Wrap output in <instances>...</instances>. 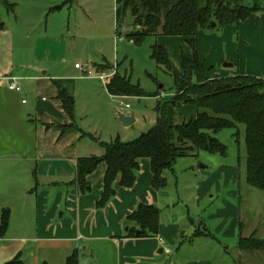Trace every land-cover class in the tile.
I'll list each match as a JSON object with an SVG mask.
<instances>
[{
  "label": "crops",
  "instance_id": "crops-1",
  "mask_svg": "<svg viewBox=\"0 0 264 264\" xmlns=\"http://www.w3.org/2000/svg\"><path fill=\"white\" fill-rule=\"evenodd\" d=\"M206 32H200L196 38V53L190 49L184 56L193 60L196 54L208 78L252 76L264 80V14L252 15L240 27L228 26L219 33ZM236 36L238 42L234 44ZM175 38L169 40L176 41L178 46L190 41L184 37ZM171 42L159 46L168 49L172 68L182 78L184 56L173 49ZM13 52L14 38L8 31L0 30V200L4 201L0 204V218L2 211L10 212L8 232L0 239V264H8L19 255L22 264H66L67 258L76 250L81 264H264V252L239 249L238 211L226 203L225 209L218 210L213 216L219 221L216 235L206 227L200 228L179 243V227L173 223L162 224L160 217L159 236L129 238L133 226L127 219L140 205H154L160 210L161 205H175L173 200L165 203L162 193L153 189L150 161H139L141 169L132 189L122 188L119 178L115 184L116 196L106 208L98 210L106 166L101 165L89 177V193L81 194L75 182L77 161L100 155L96 145L90 147L93 152L83 154L88 147L83 140L91 139L100 145L104 142L97 138L96 128L83 129L76 125V111L71 119L63 109L59 91H65L73 99L76 97L74 88L72 94L66 89L70 80L36 65L15 66ZM236 59L245 71L243 74L229 75L222 71L220 65L225 60ZM75 70L80 69L75 66ZM90 73L92 77H85L87 80L96 78ZM102 77L109 75L99 78ZM13 83L21 88V92L9 89ZM108 83L105 82L107 98L113 97L108 93ZM155 98L165 97L157 94ZM159 105L164 103L159 102ZM122 115L135 119V124L139 122L136 114ZM167 115L174 126H182L196 118L197 108L189 105L181 109L167 107ZM156 123L157 117L151 119L152 128ZM57 127L75 130L61 137ZM119 133L121 137L122 132ZM84 134L88 136L83 137ZM228 179L236 182L237 178L230 175ZM59 212L60 221L56 222ZM198 231L211 237L196 236ZM256 233L241 238L257 237ZM260 240L264 241V236ZM29 244L35 245V249H27ZM175 246L177 252L172 256ZM233 249H237V257L232 259ZM167 250H170L169 254Z\"/></svg>",
  "mask_w": 264,
  "mask_h": 264
},
{
  "label": "rangeland",
  "instance_id": "rangeland-1",
  "mask_svg": "<svg viewBox=\"0 0 264 264\" xmlns=\"http://www.w3.org/2000/svg\"><path fill=\"white\" fill-rule=\"evenodd\" d=\"M15 3L17 6L14 12H8L0 3V21L6 26L3 30L11 33L14 38L15 66L36 65L70 80L66 89L71 94L75 89V118L78 127L96 128L97 138L107 144L117 139L125 143L132 142L154 126L151 119L158 115L159 102L167 107H175L170 103L176 93L174 78L151 58L152 48L172 41L173 49L184 56L190 49L197 51V46L195 50L188 43L178 46L173 41L175 37L165 36H148L141 44H135L127 38L133 31L130 13L119 28L116 26L115 0H16ZM237 42L238 36L233 39L234 44ZM232 62L225 60L220 65L224 69L222 71L229 75L245 72L238 59ZM77 64L80 70H75ZM101 66H109L111 69L102 73L99 71ZM116 70L121 76L130 78L133 85H139L149 96L107 98L106 81L99 77L104 74L113 75L110 81ZM84 72H92L96 78L87 80ZM157 94H163L165 98L158 100L155 98ZM120 113L136 114L139 122L124 130ZM120 131L121 137L118 135ZM113 132H116L114 137L111 136ZM210 135L227 147V155L194 153L179 159L172 171L165 172L167 186L159 192L165 203L173 200L175 205H161L162 224L173 223L179 227V243L200 228L206 227L216 235L219 221L213 216L218 210L225 209L226 203L238 211L237 240L242 235L254 232H257V238L260 239L264 236V192L247 184L245 127L238 126ZM83 144L88 146L82 151L83 154L93 152L91 145H96L95 149L100 150L97 156L105 153L104 148L94 140L84 139ZM230 175L236 176V182L228 179ZM3 202L0 200V204ZM60 215L61 212L57 214L56 222L60 221ZM169 217L171 220H168ZM33 248V244L27 247ZM176 252L177 246L172 249V256ZM236 253L237 249L231 250L230 258H236ZM40 255H44L43 251ZM48 255L50 253L46 255L47 258Z\"/></svg>",
  "mask_w": 264,
  "mask_h": 264
},
{
  "label": "trees",
  "instance_id": "trees-1",
  "mask_svg": "<svg viewBox=\"0 0 264 264\" xmlns=\"http://www.w3.org/2000/svg\"><path fill=\"white\" fill-rule=\"evenodd\" d=\"M15 1L0 0V3L8 12H14ZM115 6L117 28L128 13L132 16L133 31L127 38L135 44H141L148 36L184 37L190 39L189 44L194 50L200 32L240 27L252 15L264 12V0H115ZM3 29L0 21V30ZM151 58L174 78L176 93L170 103L175 107L195 106L196 118L182 126H174L168 119L167 105H159L155 127L140 138L127 143L119 139L102 143L105 150L102 157L77 161L75 184L79 192H90L88 179L104 164L103 194L97 209L106 208L116 196L115 184L119 178L122 188L135 186L141 169L139 161L144 159L151 163L153 189L160 191L167 186L165 172L172 171L179 159L199 152L225 157L227 147L210 133L219 134L238 126H244L246 132L247 184L264 192V80L252 76L210 79L196 54L193 60L183 57L185 74L180 78L172 68L168 49L159 45L153 46ZM110 69L101 66L99 71L106 73ZM107 90L111 96L119 98L149 96L139 85H133L130 78L121 76L118 70L107 84ZM58 97L67 115L74 119V99L62 90ZM57 129L61 137L75 130L70 127ZM160 217L161 210L156 206L140 205L127 219L133 226L128 237L147 239L159 236ZM9 222V210L2 211L0 239L5 238ZM199 235L211 237L198 231L196 236ZM238 247L244 252H264V241L256 236L240 238ZM80 258L76 250L67 258L66 264H81ZM8 264H22L20 255Z\"/></svg>",
  "mask_w": 264,
  "mask_h": 264
},
{
  "label": "built area",
  "instance_id": "built-area-1",
  "mask_svg": "<svg viewBox=\"0 0 264 264\" xmlns=\"http://www.w3.org/2000/svg\"><path fill=\"white\" fill-rule=\"evenodd\" d=\"M76 69H81V67L79 65H76ZM86 74L87 77H92V74L90 72H84ZM113 76V75H112ZM109 75V77H102L101 80H104V81H109V79L112 77ZM9 89L11 91H15V92H21V88L16 84V83H13L10 85ZM166 253H170V250H167Z\"/></svg>",
  "mask_w": 264,
  "mask_h": 264
},
{
  "label": "water",
  "instance_id": "water-1",
  "mask_svg": "<svg viewBox=\"0 0 264 264\" xmlns=\"http://www.w3.org/2000/svg\"><path fill=\"white\" fill-rule=\"evenodd\" d=\"M143 30V29H141ZM232 67V65H230ZM121 122L123 123V125L127 128H129L134 122L135 119L133 118H129V117H125L124 115L120 114L119 115Z\"/></svg>",
  "mask_w": 264,
  "mask_h": 264
}]
</instances>
